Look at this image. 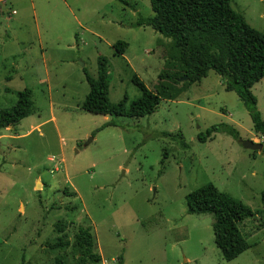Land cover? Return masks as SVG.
Instances as JSON below:
<instances>
[{"label":"rangeland","instance_id":"1","mask_svg":"<svg viewBox=\"0 0 264 264\" xmlns=\"http://www.w3.org/2000/svg\"><path fill=\"white\" fill-rule=\"evenodd\" d=\"M229 5L264 33V0ZM137 13L151 14L148 0H0V108L23 88L31 102L27 116L0 128V264H76L79 226L100 256L93 264H264L263 156L241 146L264 138L216 73L177 77L172 40L133 26ZM116 40L127 43L122 54ZM98 55L109 102L125 97L127 108L138 97L134 74L176 94L142 117L84 111L82 69L94 77ZM251 92L264 115V77ZM108 120L115 124L100 127ZM218 122L238 137L197 140ZM207 182L255 212L238 223L249 247L229 261L213 243L211 215L185 211V195Z\"/></svg>","mask_w":264,"mask_h":264},{"label":"trees","instance_id":"2","mask_svg":"<svg viewBox=\"0 0 264 264\" xmlns=\"http://www.w3.org/2000/svg\"><path fill=\"white\" fill-rule=\"evenodd\" d=\"M229 1L148 0L151 14L143 16L137 13L133 26H149L172 40L177 49V60L183 68L177 77L185 75L187 82L191 83L204 77L209 70L216 73L224 81V89L232 90L242 102L253 132L264 138V115L261 116L258 111L256 97L251 92V86L264 77V33L249 26L240 13L231 9ZM126 45L125 41L116 40L111 46L115 54H122ZM95 71L92 77L82 69L88 90L80 108L90 113L142 117L151 114L161 99H171L176 94L166 91V87L151 91L134 74L131 81L140 93L125 108V97L115 103L107 99L108 72L104 56L96 57ZM168 77L175 82L176 76L171 74ZM29 94L30 90L23 88L16 92L11 106L0 108V128L12 125L29 114ZM114 124V121L108 120L100 127ZM218 132L238 137L232 125L218 122L199 132L196 138L203 142ZM164 135L178 138L183 147L187 146L181 134ZM260 153L263 156L260 203L264 208V144ZM185 211L211 215L213 243L223 260L229 261L249 247L238 223L253 216L254 210L230 194L219 191L212 183L200 185L185 195ZM61 244L68 243L64 241ZM71 247L77 256L76 264H93L100 259L99 254L93 251L88 227L77 228ZM118 259H121L120 256Z\"/></svg>","mask_w":264,"mask_h":264},{"label":"water","instance_id":"3","mask_svg":"<svg viewBox=\"0 0 264 264\" xmlns=\"http://www.w3.org/2000/svg\"><path fill=\"white\" fill-rule=\"evenodd\" d=\"M186 76L182 75L181 79H185ZM10 126V125H9ZM241 146L245 149L249 150H258L260 151L262 148V144L259 142H253L250 139H245L241 141ZM38 181H35V186L37 185Z\"/></svg>","mask_w":264,"mask_h":264},{"label":"crops","instance_id":"4","mask_svg":"<svg viewBox=\"0 0 264 264\" xmlns=\"http://www.w3.org/2000/svg\"><path fill=\"white\" fill-rule=\"evenodd\" d=\"M256 83V82H255ZM261 116H263V115H261ZM251 138V137H250ZM252 139V138H251Z\"/></svg>","mask_w":264,"mask_h":264}]
</instances>
